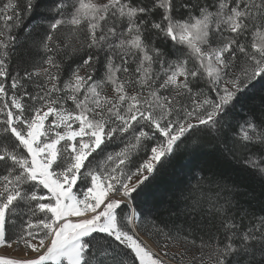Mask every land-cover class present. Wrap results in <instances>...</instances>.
<instances>
[{
    "label": "snow or ice",
    "instance_id": "obj_1",
    "mask_svg": "<svg viewBox=\"0 0 264 264\" xmlns=\"http://www.w3.org/2000/svg\"><path fill=\"white\" fill-rule=\"evenodd\" d=\"M0 249L264 264V0H0Z\"/></svg>",
    "mask_w": 264,
    "mask_h": 264
},
{
    "label": "trees",
    "instance_id": "obj_2",
    "mask_svg": "<svg viewBox=\"0 0 264 264\" xmlns=\"http://www.w3.org/2000/svg\"><path fill=\"white\" fill-rule=\"evenodd\" d=\"M163 186H166V181H165V183H164V184H162V187H163Z\"/></svg>",
    "mask_w": 264,
    "mask_h": 264
},
{
    "label": "rangeland",
    "instance_id": "obj_3",
    "mask_svg": "<svg viewBox=\"0 0 264 264\" xmlns=\"http://www.w3.org/2000/svg\"><path fill=\"white\" fill-rule=\"evenodd\" d=\"M3 251V249H0V252H2ZM9 251H11V250H9Z\"/></svg>",
    "mask_w": 264,
    "mask_h": 264
}]
</instances>
